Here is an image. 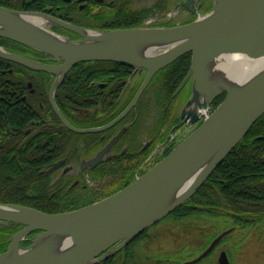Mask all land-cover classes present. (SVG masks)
<instances>
[{
  "label": "water",
  "instance_id": "95a60500",
  "mask_svg": "<svg viewBox=\"0 0 264 264\" xmlns=\"http://www.w3.org/2000/svg\"><path fill=\"white\" fill-rule=\"evenodd\" d=\"M192 1L183 4L189 6ZM191 10L196 11L195 5ZM35 18L52 21L81 38L68 39L43 24H35ZM0 37L51 56L55 63H45L12 53L0 45V57L55 75L50 100L63 123L77 132L101 131L118 122L137 104L153 75L187 52L192 54L191 70L178 90L192 74L194 84L183 116L197 121L193 109L200 105L201 99L212 103L226 93L212 114L169 154L106 198L57 213L0 203V223L23 225L11 237L7 250L0 253V264H94L112 246L119 243L115 249H120L197 192L264 114V64L242 83L210 76L213 61L221 54H242L253 59L264 56V0H214L211 11L189 23L105 30L81 27L45 12L0 5ZM90 60L119 62L144 69L147 75L131 103L112 122L103 127L80 128L63 116L54 97L66 73L77 63ZM120 134L84 166L98 163ZM61 164L62 161L55 162L48 171ZM37 230L40 233L32 243L21 247L26 235ZM229 232L219 234L203 253L184 264L200 261ZM218 264H230L226 251L220 253Z\"/></svg>",
  "mask_w": 264,
  "mask_h": 264
},
{
  "label": "trees",
  "instance_id": "16d2710c",
  "mask_svg": "<svg viewBox=\"0 0 264 264\" xmlns=\"http://www.w3.org/2000/svg\"><path fill=\"white\" fill-rule=\"evenodd\" d=\"M57 4L64 6L69 3L64 0H0V5L20 10L50 7L57 15L78 25H84L83 21L88 19L97 29L140 26L159 8H165L164 4L168 2L161 0L152 6L137 7L133 0H114L112 3H100L104 10L97 13L87 9L75 12L68 8L57 10ZM0 44L11 51L18 46L24 47L4 37H0ZM190 57L191 53H185L160 71L163 77L171 78L170 83L175 82L171 87H165L164 97H171L180 85L190 67ZM9 68H13V72L7 71ZM131 68L111 61L79 62L57 89L56 102L60 110L73 125L79 126L93 125L97 120L102 123L115 117L124 108L121 95ZM2 69L6 71L2 73ZM27 70L23 65L0 58V202L28 205L46 212H62L89 204L95 198L112 194L131 183L135 179L136 161L123 155L90 169L96 184L101 183L105 176H110L109 180L97 185L99 191L95 197L93 189L88 186L70 187L72 179L66 177L52 184V174H47L45 169L67 157L70 149L75 151L78 137H85V145L79 147L78 156L69 155V159L79 158L86 148L95 149L94 142L99 133L79 134L61 125L49 101L51 84L46 77H42L47 76V72L41 71L38 78L30 79ZM28 80H33L34 92L28 89ZM92 81L108 82L100 88L103 94L101 109L78 115L79 108L94 106L96 87L91 86ZM12 93L13 96L14 93L26 94L27 97L17 104H10L5 94ZM224 98L225 93L217 97L214 106ZM14 99L10 97L9 100ZM203 215L220 217L228 226H235L234 230L253 229L264 224V114L199 190L166 219L189 218L188 221L192 222L193 219L204 218ZM232 232L223 241L230 239L234 235ZM217 234L213 233L211 239ZM29 243L23 242L25 245ZM207 243L203 244V248ZM7 245L8 241L2 248L5 250ZM103 264H118V260H107Z\"/></svg>",
  "mask_w": 264,
  "mask_h": 264
},
{
  "label": "flooded vegetation",
  "instance_id": "af4514ba",
  "mask_svg": "<svg viewBox=\"0 0 264 264\" xmlns=\"http://www.w3.org/2000/svg\"><path fill=\"white\" fill-rule=\"evenodd\" d=\"M64 1L69 3L68 4L69 7L67 4L65 5L63 4L64 6L57 4L55 8L57 10H61L62 8L63 10H66V8H68L73 12L87 9L97 13L101 10H104V6L101 5L100 3L102 2L112 3L114 0H107V1L106 0H64ZM181 1L182 0H167L168 4L171 7H175V6L179 7ZM198 1L200 2L201 0ZM212 1L213 0H203L202 3L203 7L207 8L210 5V3H212ZM133 3L137 7H143L140 6L142 0H133ZM164 6H167V4H164ZM31 10H35V9H31ZM39 11L46 12L52 15L53 17L63 19L65 21L76 24L70 20L64 19L61 15H57L50 7L44 8V10H39ZM179 12L180 13L186 12L188 16L192 15L191 12L186 7H180ZM83 23L84 25H79V26L95 28L93 27V22L88 19H85ZM43 24L45 26L48 25L50 29L59 32L68 38H72V39L80 38V35H78L77 33L68 30L52 21L45 20ZM13 53L23 55L31 59H36L42 62L55 63V61L52 60V58L48 56V54L38 52L27 46L15 47ZM8 61L17 63L11 60ZM189 64L190 67L187 70L186 74L184 75L182 81L184 80V78H186V76L190 72L191 57L189 60ZM132 68L130 70L128 77L126 78L123 93L121 95L122 96L121 100L124 105L122 111H124L131 103L132 99L134 98L136 92L138 91L139 87L141 86L147 75V71L144 69L141 70L135 67ZM161 70H159L157 73L153 75L149 84L140 95L137 104L133 106L122 119L114 123L112 126L105 128L101 131L79 133V134L99 133V138H97L96 141L94 142L95 149L90 150L91 147L86 148L81 153L79 158L69 159L68 157L69 155L78 156L79 147H83L85 145L83 140L85 139V137L84 136L78 137L79 142L76 146L75 151L70 149L68 151L67 157L55 161V162L62 161L61 165H59L58 167H56L51 171H48L55 163L53 162L48 166L47 169H45V172L47 174H52L51 175L53 179L52 184L56 183L57 176L66 177L68 179H72L70 187H75L77 185H82L84 187L88 186L93 189V196L95 197L98 195V191H99V187L97 185L101 184L104 181L109 180L110 176L107 177L105 176V178L101 183L96 184V181L91 177V173L89 172L90 169L96 168L100 163L104 161L111 160L117 156L126 155L128 157H133L136 161V169H135V178H136L137 175L145 172L149 166L154 164L159 159L160 156L166 153L173 146V144H175L178 140H181L183 137H185L191 131L194 130V128L196 127V123H190L189 119L187 121L185 120L186 116L184 117L182 116L184 111L183 107L192 95L194 75L192 74L190 76V78L187 80L185 86L182 89L178 90L179 86L182 83L181 81L180 85L176 87L171 97H167L166 95L164 97L163 90H165V87H171L172 85L175 84V82L173 81L170 83L171 81L170 77H163L162 75H160ZM7 71L13 72V68H9ZM42 77L43 78L46 77L48 83H50L52 86V83L55 79V77L52 74L47 73V76L45 75ZM29 82H31L32 85L31 87H28V89L31 92H34L35 91V88L33 87L34 82L33 80H28L27 86ZM92 85H95L96 87L93 93L94 106H92L91 108L88 107L79 108L77 111L78 115H87L93 110L98 109V111H100L101 109L100 103L103 98L102 97L103 94L101 93L100 88H104L106 85H108V82L92 81L91 86ZM50 92H51V88H50ZM50 92H49L50 104L54 112L58 116L59 120L61 121V125L67 127L63 123L60 116L57 114V112L55 111L52 105V102L50 100ZM165 98L166 101H164ZM42 106L43 105L41 104V107ZM118 115L102 123H100V120H97L94 122L93 125H89V126L74 125V126L81 128L103 127L109 124L110 122H112ZM63 116L66 118L64 114ZM119 133H121L119 138L112 145V147L109 148L102 155V158L98 163H96L95 165L84 166L86 162L91 161L98 153L102 151V149L109 143V141H111V139L114 138ZM100 141H102L101 145H100ZM101 198L97 197L95 198L94 201L99 200ZM18 224L0 223V253L7 249L13 234L23 227L22 225H18ZM166 228H162L163 229L162 231L165 232V234H162V236L168 234L169 231ZM149 231L150 230H147L145 233L143 232L139 234L137 237L133 238L131 241H129L126 245H124L120 249L116 250L115 248L117 247L118 244H115L108 250V252L110 251L112 252L107 257H103V255H100L94 264H103L107 260H109V262H114L118 260V264H152L151 257L153 256L157 257L158 264H184L186 261H190L198 255L197 254L195 257L192 256L190 257L189 254H185L186 253L185 245L184 248L181 250L178 249L173 251L164 250L159 253L153 252L152 250L149 249V245L155 240V238L156 239L158 238L159 234L149 233ZM33 234L34 233L29 234L27 236L28 239H25L24 241L28 242V240L31 238ZM6 241H8V245L4 250L3 249L4 247L2 248V245ZM182 250L184 256H188V255L189 256L188 258L176 263L175 261L177 260L179 255H181Z\"/></svg>",
  "mask_w": 264,
  "mask_h": 264
},
{
  "label": "rangeland",
  "instance_id": "374dc122",
  "mask_svg": "<svg viewBox=\"0 0 264 264\" xmlns=\"http://www.w3.org/2000/svg\"><path fill=\"white\" fill-rule=\"evenodd\" d=\"M159 1L161 0H142L140 6H152ZM178 10L177 7H171L169 4H167L165 8H159L150 17L151 20H153L152 24H165L167 22L171 24H181L191 18L186 12L176 15ZM45 27L49 28L48 25ZM187 104L188 101L185 103L183 109ZM209 216L203 215L204 218L193 219L192 222L188 221L189 218H179L178 220L175 219V221L172 217L160 221L149 231V233L159 234L158 238H155L149 245V249L159 253L164 250H181L185 245V254H189L190 257L194 254L197 255L199 251L202 250L203 244L211 240L213 233L220 232L222 229L230 227L228 223L220 217L210 218ZM162 228L168 229L169 232L167 235L162 236V234H165ZM232 233L234 235H232L230 239L219 244L213 253L197 264H218L220 252L223 250L227 251L230 264H264V224L253 229H236ZM188 256H184L182 250L181 255L177 258V262L188 258ZM151 262L152 264H158L157 257H151Z\"/></svg>",
  "mask_w": 264,
  "mask_h": 264
},
{
  "label": "bare ground",
  "instance_id": "6f19581e",
  "mask_svg": "<svg viewBox=\"0 0 264 264\" xmlns=\"http://www.w3.org/2000/svg\"><path fill=\"white\" fill-rule=\"evenodd\" d=\"M43 22L44 21L42 19H39V18L34 19V23L37 25H42ZM1 46L5 47L2 44ZM7 50L13 53V51L9 49ZM0 58L8 60L4 57H0ZM213 63H214V66L212 68L213 72L210 73L211 77H213L214 79H219V78L227 79L228 81L233 82V83H238V82L242 83L246 81L247 79H249L259 69H261V67L264 64V56L253 59V58H247L246 56H243L242 54L224 53V54H221L219 57H217L213 61ZM27 68H28L27 74L29 75L30 79L38 78L39 72L43 71V70L32 69L29 67ZM5 71L6 69L1 70L2 73ZM218 75H220V77H218ZM31 85H32L31 82H29L28 87H31ZM14 94L15 96H13V93L12 95L5 94V98L10 104H17L19 103V101H23L27 97L26 94L24 96H21L20 94H16V93ZM10 97L11 98L15 97V99L10 101L9 100ZM70 130L76 133H82V132L74 131L72 129ZM62 178L64 177L57 176L56 183ZM37 243H39V245L41 246L40 241H37Z\"/></svg>",
  "mask_w": 264,
  "mask_h": 264
}]
</instances>
